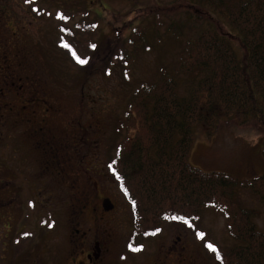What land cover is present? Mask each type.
Here are the masks:
<instances>
[{
    "label": "rangeland",
    "instance_id": "1",
    "mask_svg": "<svg viewBox=\"0 0 264 264\" xmlns=\"http://www.w3.org/2000/svg\"><path fill=\"white\" fill-rule=\"evenodd\" d=\"M54 1L0 0V51L7 49L9 54L22 60L24 75L37 82L42 97L50 99L48 105L62 114L59 118L72 123L73 137L78 139L74 138V143L80 137L85 140V145L69 151L72 176L77 177L76 182L71 181H74L73 187L70 183L67 194L65 188L57 185L61 187V193L53 200L56 204V241L65 242L68 236L77 238L79 234H75L74 229L81 231L90 224L77 210L81 203L75 195L78 187L85 185L83 177L89 176V187L99 186L101 193L114 203V210H109L105 222L111 231V239L128 242L133 240V213L108 168L114 147L127 137L122 128L126 102L139 84L152 81L162 68L169 73L178 68L183 43L166 33L170 20L187 22L188 17L197 15L221 34L233 35V32L211 8L198 7L192 0H67L70 2L67 8L55 6ZM60 9L62 15L71 17V21L61 25L56 21L55 15ZM80 21L94 24L90 42L95 49L85 63L72 60V54H66V50L57 46L61 42L60 28L71 27L70 31L74 32V25ZM152 21L159 25L158 40L153 41L156 37L150 40L147 49L129 46L126 40L133 28L143 31ZM79 35H76L78 40ZM233 46L238 55L243 53L238 44ZM115 48L130 57L125 56L124 64H109L105 69L104 63L116 53H112ZM39 107L41 111L47 108ZM258 132L251 124L239 126L235 121L222 123L209 140L196 130L188 161L205 172H225L237 179L257 177L264 173L261 157L264 135ZM93 170L101 176L94 175ZM235 196L254 214L252 221L256 230L264 231V208L258 199L248 190L237 191ZM176 236L186 245L200 250L206 264L211 259L219 264L215 251H229L235 244L229 233V222L214 208L201 211L195 221L162 222L157 233L143 239L163 241ZM194 242L202 247H197Z\"/></svg>",
    "mask_w": 264,
    "mask_h": 264
},
{
    "label": "trees",
    "instance_id": "2",
    "mask_svg": "<svg viewBox=\"0 0 264 264\" xmlns=\"http://www.w3.org/2000/svg\"><path fill=\"white\" fill-rule=\"evenodd\" d=\"M192 1L211 8L233 35L221 34L197 15L187 22L169 21L166 33L183 43L178 68L173 73L162 68L131 92L122 123L127 137L114 147L108 168L131 206L133 240L154 235L162 222L195 221L201 211L214 208L229 222L235 241L229 251H215L219 264H264V231L256 230L254 214L235 196L248 190L264 208V173L237 179L202 171L188 161L196 130L209 140L222 123L235 121L264 135V0ZM158 26L152 21L143 31L133 28L128 45L147 49L150 40H158ZM93 28L80 21L74 32L60 36L57 46L72 60L84 61L95 49ZM115 49L103 62L105 69L130 57ZM262 143L264 161V136Z\"/></svg>",
    "mask_w": 264,
    "mask_h": 264
},
{
    "label": "flooded vegetation",
    "instance_id": "3",
    "mask_svg": "<svg viewBox=\"0 0 264 264\" xmlns=\"http://www.w3.org/2000/svg\"><path fill=\"white\" fill-rule=\"evenodd\" d=\"M54 2L66 8L70 3ZM55 18L60 25L71 21L61 9ZM70 29L61 27L59 38ZM24 74L22 60L7 49L1 50L0 264H206L201 251L186 245L179 236L163 241L111 239L105 225L111 211L103 206L104 199H111L99 186L89 187V176L83 177L85 185H80L75 195L81 203L77 210L90 224L81 231L74 229L77 238L67 234L68 240L57 243L53 200L61 187L67 192L69 184L74 185L71 181L76 182L69 151L85 145V140L80 137V143H74L72 123L59 118L62 114L49 106L50 99L42 97L37 82ZM40 105L47 108L41 111ZM211 262L216 264L212 259L208 264Z\"/></svg>",
    "mask_w": 264,
    "mask_h": 264
},
{
    "label": "water",
    "instance_id": "4",
    "mask_svg": "<svg viewBox=\"0 0 264 264\" xmlns=\"http://www.w3.org/2000/svg\"><path fill=\"white\" fill-rule=\"evenodd\" d=\"M103 206H104V209L106 211L111 210L113 208V204L111 203V201L108 198L104 199Z\"/></svg>",
    "mask_w": 264,
    "mask_h": 264
},
{
    "label": "snow or ice",
    "instance_id": "5",
    "mask_svg": "<svg viewBox=\"0 0 264 264\" xmlns=\"http://www.w3.org/2000/svg\"><path fill=\"white\" fill-rule=\"evenodd\" d=\"M80 63H85L86 61H78ZM173 219H175V217H173ZM135 251H139L140 249H134ZM214 250V249H213Z\"/></svg>",
    "mask_w": 264,
    "mask_h": 264
}]
</instances>
